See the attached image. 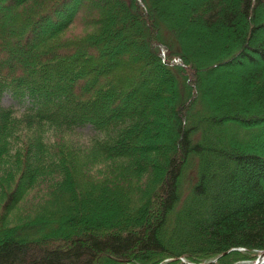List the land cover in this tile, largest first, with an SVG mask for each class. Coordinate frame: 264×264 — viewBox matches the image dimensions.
<instances>
[{
	"label": "trees",
	"instance_id": "16d2710c",
	"mask_svg": "<svg viewBox=\"0 0 264 264\" xmlns=\"http://www.w3.org/2000/svg\"><path fill=\"white\" fill-rule=\"evenodd\" d=\"M178 8L0 0V264L264 250V0Z\"/></svg>",
	"mask_w": 264,
	"mask_h": 264
},
{
	"label": "rangeland",
	"instance_id": "374dc122",
	"mask_svg": "<svg viewBox=\"0 0 264 264\" xmlns=\"http://www.w3.org/2000/svg\"><path fill=\"white\" fill-rule=\"evenodd\" d=\"M184 1L185 0H169V7L172 10L179 9L178 8L179 5H182L184 3ZM10 10H11V8L9 9V11ZM228 67H229V65L228 66H224V68H228ZM197 165H198V160L194 159V160L190 161V165L185 170V174H184V176L182 178V185H181V192H182L181 201H183V199L190 192L191 185H192V183L194 182V180L196 178L197 167H198ZM252 263H253V260L249 259V260H240V261L235 262L234 264H252ZM161 264H163V263H161Z\"/></svg>",
	"mask_w": 264,
	"mask_h": 264
},
{
	"label": "water",
	"instance_id": "95a60500",
	"mask_svg": "<svg viewBox=\"0 0 264 264\" xmlns=\"http://www.w3.org/2000/svg\"><path fill=\"white\" fill-rule=\"evenodd\" d=\"M253 264H264V250L260 252Z\"/></svg>",
	"mask_w": 264,
	"mask_h": 264
},
{
	"label": "bare ground",
	"instance_id": "6f19581e",
	"mask_svg": "<svg viewBox=\"0 0 264 264\" xmlns=\"http://www.w3.org/2000/svg\"><path fill=\"white\" fill-rule=\"evenodd\" d=\"M254 263V262H253Z\"/></svg>",
	"mask_w": 264,
	"mask_h": 264
}]
</instances>
